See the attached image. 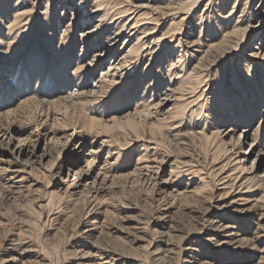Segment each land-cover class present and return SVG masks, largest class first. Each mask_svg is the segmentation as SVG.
Here are the masks:
<instances>
[{"label": "rangeland", "instance_id": "rangeland-1", "mask_svg": "<svg viewBox=\"0 0 264 264\" xmlns=\"http://www.w3.org/2000/svg\"><path fill=\"white\" fill-rule=\"evenodd\" d=\"M230 2L0 0V264H264V0Z\"/></svg>", "mask_w": 264, "mask_h": 264}, {"label": "bare ground", "instance_id": "bare-ground-1", "mask_svg": "<svg viewBox=\"0 0 264 264\" xmlns=\"http://www.w3.org/2000/svg\"><path fill=\"white\" fill-rule=\"evenodd\" d=\"M230 3H233V6H232V9H234V7H235V5H241L243 8H245V7H247V5H248V3H249V0H231V2ZM249 19V18H248ZM240 18H239V20L238 21H236V23L234 24V26L237 28V31H238V33L240 32V28H241V26H243L244 24H246V28H245V35H246V33L248 32V30L250 29V28H253V26L252 27H248L247 26V21L246 20H242L243 22H245V23H243L242 21L240 22ZM90 32V30L87 32V33H89ZM94 56H96V54L94 55ZM30 63V64H29ZM32 64L33 63H31V61H29L28 62V64L27 65H24L23 66V68L21 69L22 71V74L20 75V77H19V79H18V82H17V84L15 85V87H16V89H15V91H14V96H18L19 94H25L28 90H29V88L30 87H32V83L31 82H33L31 79H32V72H30V70L32 69V68H34L33 66H34V64H33V66H32ZM84 65V64H83ZM55 67V69L54 70H51L52 72H53V79L51 80L52 82V84H54L56 81H58V83L57 84H55V85H53L54 86V88H59L60 87V83H62L61 82V80L62 81H64V79H63V77L65 76V78H66V76H67V74H68V72L71 70V67H68V69H66L65 67H64V65H61L60 66V64L59 65H57V66H54ZM39 69V68H38ZM33 71V70H32ZM59 74V75H58ZM1 75H3L2 73H1ZM63 76V77H62ZM60 77H62V78H60ZM60 78V79H59ZM13 81V80H12ZM40 79H38V81H37V83H40ZM10 82V81H9ZM67 83V82H66ZM8 85V84H7ZM29 85H31L30 87H29ZM41 85V84H40ZM57 86H59V87H57ZM32 89H35V88H32ZM2 90V89H1ZM60 93V92H59ZM6 97H8V90H7V94H2V91H1V94H0V99L1 98H3V99H6ZM10 97V96H9ZM159 103V102H158Z\"/></svg>", "mask_w": 264, "mask_h": 264}]
</instances>
